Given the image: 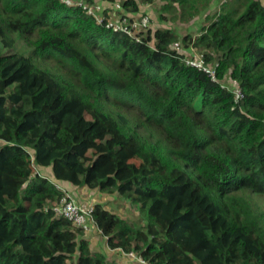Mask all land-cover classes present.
Wrapping results in <instances>:
<instances>
[{
    "label": "trees",
    "instance_id": "trees-1",
    "mask_svg": "<svg viewBox=\"0 0 264 264\" xmlns=\"http://www.w3.org/2000/svg\"><path fill=\"white\" fill-rule=\"evenodd\" d=\"M153 1L119 4L140 15ZM159 1V20L206 6ZM101 2L99 23L62 0H0V264H116L52 210L73 187L138 205L143 226L93 205L119 253L264 264V224L239 194H264V0H225L182 36L215 80L185 63L172 27L149 25L136 41L105 26L118 2Z\"/></svg>",
    "mask_w": 264,
    "mask_h": 264
},
{
    "label": "rangeland",
    "instance_id": "rangeland-1",
    "mask_svg": "<svg viewBox=\"0 0 264 264\" xmlns=\"http://www.w3.org/2000/svg\"><path fill=\"white\" fill-rule=\"evenodd\" d=\"M115 1H117L118 3L115 2V4L111 6V9H109V10H113L109 14L110 15L109 20L116 19V13H120L124 11L119 4L121 0H115ZM203 1L206 2V6L197 15H194L190 19H187L181 12L178 14V12L176 11V14H173L172 12L173 21L169 20L171 14L165 12L164 13L167 19L159 20L158 17L159 14L161 13V4L159 0L153 1L151 3L152 5L150 8V12H151V16H153L154 18L152 22H150V25L153 24V26L155 27L156 26L172 27V29L178 35V42H176L173 45V48H176L180 53H184V55L191 57L193 55V50L184 49L181 42L182 36L184 34H190L192 36L198 35L202 30V26L208 23V21L213 19L220 12V8L222 9L221 4L225 0H203ZM98 2L103 6L101 0H99ZM228 5H233V3L229 2ZM109 10H107V13ZM194 54L197 55L196 53ZM54 62L55 61L51 60L48 63L50 64L49 66L52 67L53 69H55ZM99 63L102 65H106V63L100 59H99ZM224 82L227 84L228 83L231 84V81L229 79H226V81ZM230 86H232V84ZM239 194L244 195L245 198L248 199V202L252 206L254 212L259 217V220L264 224V194L262 193L254 194L251 193L250 191H244V193H239ZM70 196L80 204L87 205L91 203L94 205V203H100L103 207H105L109 211L114 212L123 218L129 219L130 221L134 222L137 226L145 225V219L143 218V215L141 214L138 205L132 204L129 199L125 198L122 195L117 194L116 192H112V193L100 192L98 190L89 189L86 187H79V188L73 187V191L70 192ZM92 232L94 233L91 234ZM88 234H89L88 237L90 238V247L93 250H100L105 254L107 252H110L108 258L114 260L116 264H134V263H128L127 261L125 262V260L120 256V254L123 253V251H121L120 249H119L120 253L115 252L118 250L113 251L110 248L109 250L106 244V237L101 235L95 226H92V231L89 232ZM91 235H95L97 237L96 241H95V237L92 238ZM115 253L119 255V257H117ZM123 255L125 256L124 253ZM136 264H138L137 261Z\"/></svg>",
    "mask_w": 264,
    "mask_h": 264
},
{
    "label": "built area",
    "instance_id": "built-area-1",
    "mask_svg": "<svg viewBox=\"0 0 264 264\" xmlns=\"http://www.w3.org/2000/svg\"><path fill=\"white\" fill-rule=\"evenodd\" d=\"M68 5L77 4L81 6L88 15H92L97 22L102 23L105 20L104 7L98 2L99 0H62ZM151 3L142 4L143 13L128 15L127 12L122 11L116 13V19L109 20L110 13L113 10L108 11L109 15L106 27L111 29L113 32L124 33L129 36L135 37L136 41H140V36L138 33L146 34L150 25V8ZM185 63L189 66L195 67L198 70L208 73L213 80H215L214 68L207 67L203 64L202 60L198 55L186 56ZM221 86H229L224 81L221 82ZM230 87V86H229ZM231 89V88H230ZM232 92L234 93L235 101L243 98V93L240 88L232 87ZM52 210L57 216H61L68 221L72 222L73 225L81 227L85 233L92 231V226L94 225L93 220V204L89 203L87 205H80L75 200L65 192V194L60 198L58 204L52 206ZM129 263L138 264H149L145 261L142 256L134 251H129L124 253Z\"/></svg>",
    "mask_w": 264,
    "mask_h": 264
},
{
    "label": "crops",
    "instance_id": "crops-1",
    "mask_svg": "<svg viewBox=\"0 0 264 264\" xmlns=\"http://www.w3.org/2000/svg\"><path fill=\"white\" fill-rule=\"evenodd\" d=\"M75 193V192H74ZM70 194V193H69ZM82 205H86V204H82ZM96 235V234H95ZM95 235H92V238H94V237H96ZM96 239H97V237L95 238V241H96ZM109 249V248H108ZM110 250V249H109ZM111 250H113V249H111ZM114 251V250H113ZM115 252H117V251H115ZM116 254V253H115ZM110 255V252H107L106 253V256L108 257ZM117 255V254H116ZM120 256L125 260V262L127 261H129L123 254H120ZM117 257H119V255H117ZM129 263V262H128ZM134 264H136V263H134Z\"/></svg>",
    "mask_w": 264,
    "mask_h": 264
},
{
    "label": "water",
    "instance_id": "water-1",
    "mask_svg": "<svg viewBox=\"0 0 264 264\" xmlns=\"http://www.w3.org/2000/svg\"><path fill=\"white\" fill-rule=\"evenodd\" d=\"M26 185V183L24 184V186Z\"/></svg>",
    "mask_w": 264,
    "mask_h": 264
}]
</instances>
